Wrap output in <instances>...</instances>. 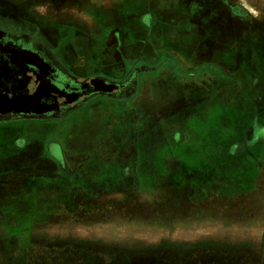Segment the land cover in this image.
<instances>
[{"label":"rangeland","instance_id":"rangeland-1","mask_svg":"<svg viewBox=\"0 0 264 264\" xmlns=\"http://www.w3.org/2000/svg\"><path fill=\"white\" fill-rule=\"evenodd\" d=\"M56 3L0 0V24H24V14L55 23ZM217 21L225 36L241 37L232 57L248 63L235 81L193 84L218 95L220 108L208 114L197 106L209 92L169 120L159 113L160 125L140 122L136 106L115 120L101 109L41 124L51 118L35 102L19 112L0 98V264H40L73 248L81 251L63 259L79 264H264V166L249 186L244 161L200 158L264 153V22ZM49 152L61 157L50 161ZM170 153L190 158L162 160ZM120 154L137 158L126 164ZM233 176L246 183H226ZM89 249L94 256L83 254Z\"/></svg>","mask_w":264,"mask_h":264},{"label":"flooded vegetation","instance_id":"flooded-vegetation-1","mask_svg":"<svg viewBox=\"0 0 264 264\" xmlns=\"http://www.w3.org/2000/svg\"><path fill=\"white\" fill-rule=\"evenodd\" d=\"M58 1L55 8L59 14L55 23L53 18H47L48 20L41 24L33 18L35 16L24 14L22 16H29L28 20L22 22L24 24H0V98H6L9 106L19 112L33 109L32 103L35 102L38 111L42 112L41 116L51 118L34 121L41 124H59V121L76 112L81 115L105 108L122 113L130 107L128 104H137L139 97L148 99L149 96H159V89L165 96H169L168 94L175 92L173 87L176 80L190 81L198 76L212 78L216 73L215 69L221 71L216 73V79L222 76L236 78L239 74V63L227 67L220 64L221 66H218L223 67L220 69L208 62L233 60L232 54L241 43L240 36L231 38L224 35L225 32L217 18L224 14L234 15L238 19L247 18L253 29L256 23L264 22V14L250 19L245 10L239 9L232 0H177L184 9V15L181 14L183 17L173 16L172 12L166 14L163 18L166 20L162 21L152 10L155 0H117L112 2V10L110 6L101 9L102 13L107 15L108 26L94 27L92 23L88 25L87 21L83 22L80 18L82 13L89 19L90 13L88 9L83 10V7L89 6L92 0ZM65 2H68V5H64ZM239 10L242 13H239ZM163 22L167 23V29L170 31L165 38H171L173 41L170 44L179 48L166 52L139 46V43H145L151 37L159 38L160 24ZM174 28H177V31ZM253 47L251 41L249 48ZM176 51L183 56L177 57ZM36 60L43 61L40 64ZM179 60L187 61L182 64ZM196 65H200L198 68L201 72L192 76V73L186 70ZM187 83L191 86V82ZM212 93L215 95V92ZM217 97L216 94L215 99ZM209 107L211 111L216 110L220 108V104L218 102ZM167 110L170 113L172 108ZM156 111L152 110L151 115L140 116L141 122L149 123L151 120L158 125L160 121H164L165 118H160ZM208 112L210 111L206 113ZM170 115L167 119H170ZM262 130L264 131V128ZM259 138L264 141V137ZM49 156L50 161L61 157L56 154L55 158L51 152ZM117 157L127 162L132 161L135 155L120 154ZM263 166L262 164L260 167ZM253 171H256L255 168L247 170V179L253 175ZM256 174L249 179V186L256 181ZM233 177L226 183L239 180L246 183L245 178ZM128 179L125 177L126 181ZM259 181L264 183V179ZM261 187L264 188V185ZM78 250L81 251L76 248L72 251ZM66 251L56 250L55 260L42 259L40 264H79L76 259L65 261L63 257L75 258L73 252ZM84 253L94 256L95 250H85Z\"/></svg>","mask_w":264,"mask_h":264},{"label":"crops","instance_id":"crops-1","mask_svg":"<svg viewBox=\"0 0 264 264\" xmlns=\"http://www.w3.org/2000/svg\"><path fill=\"white\" fill-rule=\"evenodd\" d=\"M232 1H234V3H236L239 7H241L243 10H245V12L250 17L256 18V17H260L262 14H264V0H232ZM112 2H117V0H92L89 6L83 7V10L88 9V12L90 13L89 19L84 17L82 13L80 14V18L82 19L83 22L87 21L88 25H90L92 23V26H94V27L95 26L96 27L97 26L98 27H103V26L107 27L108 26V20L106 19L107 15L102 13L101 9H102V7H106V6L109 7L110 6V10H112V6H113ZM152 2H153V0H152ZM152 4H153L152 5L153 12L156 13L155 14L156 17L159 18L161 21L165 17V15L168 13L173 12L172 13L173 16H182L181 14L184 15V13H183L184 9H183V7L180 6V4H178L177 0H155V2ZM163 20H166V19H163ZM166 24L167 23L164 24V22L160 24L161 30L159 32V34H160L159 38H156V36H155L152 39V37H151L149 41H145V43H147V44H145L142 41L141 43H139V46L146 47V48L153 47L155 49L165 50L166 52H171V50L173 48H179L176 45L170 44L173 41L171 38H169V37L165 38V36L170 32L169 29H167ZM114 25H117V24L114 23ZM178 25H180V23ZM174 29L177 31V28H174ZM175 55L177 57L183 56V54H179L178 51L175 52ZM232 59L233 60H229V59L228 60H208V62H212L213 64H215V66H218L221 64L223 67H227L228 65H234V64L239 63L240 68H242V66L247 65V63H248V60H236L234 57ZM179 61L182 62V64H184V61H187V60H179ZM243 62L245 64H242ZM199 63H197V64H199ZM199 66L200 65L193 66V67L187 69L186 71L191 72L192 76H195L196 72H201V70L198 68ZM223 67H221V68H223ZM218 68H220V67L218 66ZM216 70L217 69H215L214 72H216V73L221 72L220 70H217V71ZM240 71L241 70L238 69L239 74H237L236 78H233L231 80L235 81L237 78H239ZM216 73L215 74L213 73L214 75H212L214 78H216L218 76ZM203 77H206V76H198L196 78H192L190 81L189 80H187V81L176 80L175 87H173V90L175 92L168 94L169 96H165L161 92V89H159V92H157V94H159V96L156 95V96H149L148 97V99L151 98L152 100H148L145 98L143 99L142 97L141 98L139 97V102L137 104L130 103V104H128V106H130V107L136 106L135 108L138 109L137 111H139V109H141L142 110L140 113L141 117H143V114H146V115L152 114V110L156 111L155 108H158V110L156 112H158V113L165 112L166 116H168L171 113L180 114V111H182V112L186 111L185 107L187 104H191V105L192 104H195V105L201 104L202 102H198L200 99V96L204 97V94L209 92L206 88H192L193 84L201 83ZM220 80L221 81L222 80L230 81L229 78H224V76H222V78H220ZM187 82H191L190 83L191 86H188ZM185 88H187L189 90H185ZM243 91L247 96L253 95V92L250 93V90H247L248 92H246L245 90H243ZM210 94L211 93L209 92V95ZM215 96L216 95L211 94L210 98L208 99L209 102L206 105L203 106V104H201V105L197 106V107H200V111H202L204 113H206L207 111H211L210 110L211 107H209V106H214L216 103L219 102V100L215 99ZM157 99H158V101H155ZM181 107H184V108L182 109ZM167 108H172V111L170 113H168ZM103 110H108L109 112H107V113L109 114V116H112L111 120H115V118L119 117L120 114L122 115V113H125L127 109L124 110V112H122V113H116V114H114L112 109H109V108H105ZM192 110H190V112ZM198 111H195V112H198ZM100 112H102V111H100V110L96 111L92 115L98 117L100 115ZM198 114H200V113H198ZM105 115L108 116L107 114H105ZM147 118L149 119V117H147ZM148 119H145V120H148ZM167 120H169V119H167ZM151 123H153V122L151 121ZM204 157L205 158L200 157L201 161H203V160L211 161V162H213V161L217 162V161H223V160L242 161V162L244 161L245 162L244 166L246 168L252 169V168H255L257 166L260 167L259 163H257V162H261L262 160H264V153L263 154L262 153H249V154H247V153H234L232 155H230L229 153H225V154L220 153V154H211L210 156H208V158H206L207 156H204ZM224 157H227V158H224ZM136 158L137 157H135V159ZM184 158L189 159L190 156H187L186 154L176 155V154L170 153V154L165 155V157L162 160H178L180 162H185ZM73 159H75L77 161L80 159L90 160L91 156H89L88 158L73 157ZM149 159H151V158H148V160ZM200 165L204 166L207 164H200ZM217 166H219V164L215 163V167H217ZM208 167H210V164H208ZM111 168L116 170V167H114V165H112ZM76 192H80V190H76ZM84 221L90 222L88 219H85ZM66 223H68V222H66ZM73 223L75 224V222H73ZM77 223H79V221H77Z\"/></svg>","mask_w":264,"mask_h":264}]
</instances>
